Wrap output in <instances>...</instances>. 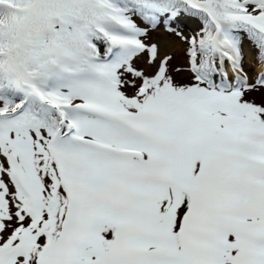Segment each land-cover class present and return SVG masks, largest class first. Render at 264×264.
I'll return each mask as SVG.
<instances>
[{"label": "snow or ice", "instance_id": "snow-or-ice-1", "mask_svg": "<svg viewBox=\"0 0 264 264\" xmlns=\"http://www.w3.org/2000/svg\"><path fill=\"white\" fill-rule=\"evenodd\" d=\"M0 264H264V0H0Z\"/></svg>", "mask_w": 264, "mask_h": 264}]
</instances>
